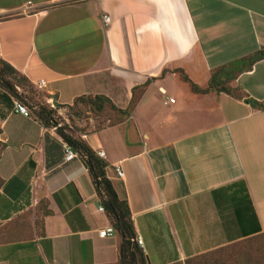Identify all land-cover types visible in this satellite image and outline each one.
<instances>
[{
  "label": "crops",
  "instance_id": "obj_1",
  "mask_svg": "<svg viewBox=\"0 0 264 264\" xmlns=\"http://www.w3.org/2000/svg\"><path fill=\"white\" fill-rule=\"evenodd\" d=\"M263 49L264 0H0V58L36 87L45 80L48 103L135 102L114 125L83 130L76 118L74 130L105 152L150 264L264 233V59L231 94L195 93L179 72L206 88ZM14 99L0 86V264H120V233H98L113 223L87 164L65 161L57 130Z\"/></svg>",
  "mask_w": 264,
  "mask_h": 264
},
{
  "label": "trees",
  "instance_id": "obj_2",
  "mask_svg": "<svg viewBox=\"0 0 264 264\" xmlns=\"http://www.w3.org/2000/svg\"><path fill=\"white\" fill-rule=\"evenodd\" d=\"M262 59H264V49L239 60L235 65L220 67L214 71L209 85L206 88H201L194 83L184 71L179 70V72L182 80L186 82L195 93H208L209 91L216 90L231 94L233 93V90L236 89L228 84L237 77L239 71L251 68L254 63ZM14 80L16 82H14ZM27 85L30 86L32 90L28 96H24L20 99L29 106L35 119L47 127H53L57 123L62 122L63 125L57 129L58 135L65 143L69 144L87 164L97 195L101 200V203L104 205L113 226L117 229L122 238L120 247V264H150L147 254L137 242L138 235L132 219L128 200L126 198H121L118 195L112 182L107 177L106 168L108 164L98 156L84 139L76 135L75 128L72 125L64 122L63 118L58 115L57 110L52 108L50 103L47 102L48 95L45 92H43V96H45L46 99L44 101L37 100L35 85L9 63L0 58V86L12 96L20 97L16 87L22 86L24 88ZM146 85H148V83H146L145 86ZM38 94L41 93L38 92ZM134 104L135 102L131 103V106L128 109L123 110L116 107L112 101L104 95H82L74 100L73 105H60L57 108L67 109V114L71 123L75 121L76 118H82V107L88 109V113L92 115L98 113L103 114L107 108H109L112 111L117 112L120 117L118 121L111 122L110 125H114L120 122L123 118L129 116Z\"/></svg>",
  "mask_w": 264,
  "mask_h": 264
},
{
  "label": "rangeland",
  "instance_id": "obj_3",
  "mask_svg": "<svg viewBox=\"0 0 264 264\" xmlns=\"http://www.w3.org/2000/svg\"><path fill=\"white\" fill-rule=\"evenodd\" d=\"M14 82L16 81L14 80ZM16 89L20 97H15V99H18L21 102L23 101L20 98L28 96L32 90V88L28 85L24 88L22 86H18ZM35 89L36 99L44 101L46 98L43 96V91L38 87ZM38 92L41 94H38ZM82 108L83 114L82 118L79 120L83 130H95L96 128L98 129L102 126L110 125L111 122L118 121L120 119L119 114L109 108H107L103 114L98 113L94 115L89 114L88 109L85 107ZM89 118H94L95 121L91 123ZM71 125L75 129L79 128V125L75 121H73ZM4 240H6V238L5 236H1L0 232V242ZM177 264H264V233L250 239L221 247L201 256L190 258L189 260L187 259L184 262Z\"/></svg>",
  "mask_w": 264,
  "mask_h": 264
},
{
  "label": "built area",
  "instance_id": "obj_4",
  "mask_svg": "<svg viewBox=\"0 0 264 264\" xmlns=\"http://www.w3.org/2000/svg\"><path fill=\"white\" fill-rule=\"evenodd\" d=\"M103 20H104L105 24H109L111 22V17L110 16H104ZM45 86H46V81L45 80L39 81V83L37 85V87L39 89H43ZM169 102L170 103H174L175 100L173 98H170ZM49 103H50L52 108L57 110L58 113H62L63 112V109L57 108V106L54 105L52 102H49ZM13 105H14V109H15L16 112H18L20 114H23L25 116H30L31 111H30V109L28 108V106L25 103L21 102L18 99H14L13 100ZM67 124H69V122H67ZM62 125H63V123L59 122L55 126H53V129L57 130ZM64 149H65V161H71V160H73V159L78 157V154L73 150V148L69 144L64 143ZM97 154L101 158L105 157V152L104 151H99ZM116 174L118 175V177L124 178V173H123V171H122V169L120 167H116ZM99 210L102 211V212L106 211L104 205H100L99 206ZM98 233H99V236L102 237V238L112 237V236H114L116 234V229H115V227L113 225H110L108 227H105V228L99 230ZM137 242H138V244L140 246L143 245V241H142V239L140 237L137 238Z\"/></svg>",
  "mask_w": 264,
  "mask_h": 264
}]
</instances>
